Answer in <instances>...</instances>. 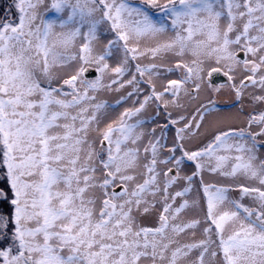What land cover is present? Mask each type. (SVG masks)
Masks as SVG:
<instances>
[{
  "label": "snow or ice",
  "instance_id": "snow-or-ice-1",
  "mask_svg": "<svg viewBox=\"0 0 264 264\" xmlns=\"http://www.w3.org/2000/svg\"><path fill=\"white\" fill-rule=\"evenodd\" d=\"M0 264H264V0L5 4Z\"/></svg>",
  "mask_w": 264,
  "mask_h": 264
},
{
  "label": "rangeland",
  "instance_id": "rangeland-1",
  "mask_svg": "<svg viewBox=\"0 0 264 264\" xmlns=\"http://www.w3.org/2000/svg\"><path fill=\"white\" fill-rule=\"evenodd\" d=\"M9 1L10 0H0V11H2L3 6L5 4L9 3ZM171 78H175V76H172ZM225 82H220L219 84H222V83H225ZM217 103L219 105L224 106V107L221 108V111H222V113L225 116H229V115L235 114L236 109L230 108V107H226V106H228V105H230L232 103V98L231 97H229V96H221V97H219Z\"/></svg>",
  "mask_w": 264,
  "mask_h": 264
},
{
  "label": "water",
  "instance_id": "water-1",
  "mask_svg": "<svg viewBox=\"0 0 264 264\" xmlns=\"http://www.w3.org/2000/svg\"><path fill=\"white\" fill-rule=\"evenodd\" d=\"M215 79H216V83H217V84H219L220 82H225V81H226V78L223 77L222 75L216 77Z\"/></svg>",
  "mask_w": 264,
  "mask_h": 264
},
{
  "label": "trees",
  "instance_id": "trees-1",
  "mask_svg": "<svg viewBox=\"0 0 264 264\" xmlns=\"http://www.w3.org/2000/svg\"><path fill=\"white\" fill-rule=\"evenodd\" d=\"M10 2V1H9ZM2 11H3V8H2Z\"/></svg>",
  "mask_w": 264,
  "mask_h": 264
}]
</instances>
